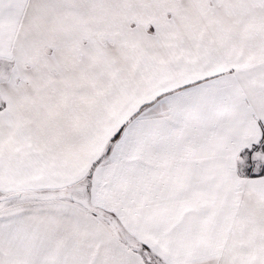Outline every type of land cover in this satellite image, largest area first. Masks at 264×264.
Segmentation results:
<instances>
[{
    "label": "snow or ice",
    "instance_id": "6c2138e0",
    "mask_svg": "<svg viewBox=\"0 0 264 264\" xmlns=\"http://www.w3.org/2000/svg\"><path fill=\"white\" fill-rule=\"evenodd\" d=\"M0 264H264V0H0Z\"/></svg>",
    "mask_w": 264,
    "mask_h": 264
}]
</instances>
